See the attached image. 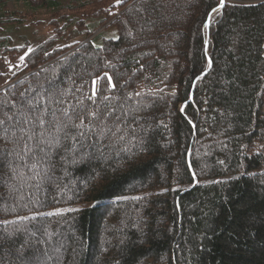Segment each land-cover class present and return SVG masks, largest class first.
I'll list each match as a JSON object with an SVG mask.
<instances>
[{
  "label": "trees",
  "instance_id": "16d2710c",
  "mask_svg": "<svg viewBox=\"0 0 264 264\" xmlns=\"http://www.w3.org/2000/svg\"><path fill=\"white\" fill-rule=\"evenodd\" d=\"M92 1L0 0V26ZM231 1L140 0L114 36L26 54L0 91V264H264V0Z\"/></svg>",
  "mask_w": 264,
  "mask_h": 264
},
{
  "label": "rangeland",
  "instance_id": "374dc122",
  "mask_svg": "<svg viewBox=\"0 0 264 264\" xmlns=\"http://www.w3.org/2000/svg\"><path fill=\"white\" fill-rule=\"evenodd\" d=\"M123 1L125 6L121 10H119L120 8L116 9L114 12L109 8L112 2L108 0H93L88 4L81 3V8L76 6V4L70 8L73 9V13L67 12V16L76 17L73 22L69 18L66 19L67 27H65V22L62 20L64 18L63 15H66L62 14L64 12H52L53 14H51L44 9L38 10L39 12L35 16H29L27 11H22L19 7L15 10L13 6H11V10L18 12L19 18L16 22L10 23L11 26H0V37L8 41L7 46L0 52V91L14 84L24 76H27V74H23L20 78L12 79L13 77H18L19 73L22 71L19 69V66L23 63L26 54L36 47L46 45L51 39L58 40L55 44L56 47H73L71 51H74L104 30H106L103 34L105 37L117 34V28L113 27L114 25L111 26L114 20L126 9L140 0ZM226 1L233 2L231 0H225V2ZM68 2L69 0H63L64 5ZM92 3L96 6H93ZM93 8L100 9L104 15H109L111 17L106 23L97 27L92 34L84 37L85 33L90 29L88 24L96 17ZM217 12L211 13V15L215 16ZM103 39L104 38H102V40ZM21 57H23V59H21Z\"/></svg>",
  "mask_w": 264,
  "mask_h": 264
},
{
  "label": "snow or ice",
  "instance_id": "6c2138e0",
  "mask_svg": "<svg viewBox=\"0 0 264 264\" xmlns=\"http://www.w3.org/2000/svg\"><path fill=\"white\" fill-rule=\"evenodd\" d=\"M122 0H117V4L121 3ZM220 8H223L224 7V0H220V5H219ZM213 11H217V9H213ZM210 23V21H209ZM21 59H23V57H21Z\"/></svg>",
  "mask_w": 264,
  "mask_h": 264
},
{
  "label": "water",
  "instance_id": "95a60500",
  "mask_svg": "<svg viewBox=\"0 0 264 264\" xmlns=\"http://www.w3.org/2000/svg\"><path fill=\"white\" fill-rule=\"evenodd\" d=\"M224 4H225V0H224ZM217 9V11H219V10H221L222 8H220L219 6L216 8ZM217 11H213V13H215V12H217ZM212 13V14H213ZM208 26H209V24H208ZM210 65H211V62H210Z\"/></svg>",
  "mask_w": 264,
  "mask_h": 264
}]
</instances>
